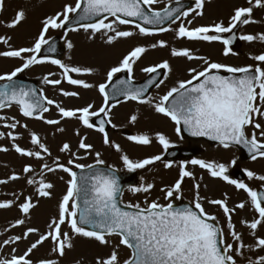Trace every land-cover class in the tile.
<instances>
[{
	"label": "snow or ice",
	"instance_id": "snow-or-ice-1",
	"mask_svg": "<svg viewBox=\"0 0 264 264\" xmlns=\"http://www.w3.org/2000/svg\"><path fill=\"white\" fill-rule=\"evenodd\" d=\"M160 0H76V3L66 4L62 11L49 15L42 21V29L39 36L35 39L31 47H21L0 52V56L7 58H18L22 61L20 67L15 68L7 74L0 75V81H7L0 88V110L18 106L21 114L26 118L42 120L48 125H60L61 120L76 119L83 127L96 129L103 134V143L115 148L117 152L122 149L119 144H111L108 133L105 130V123L111 124V118L107 121L100 120L99 127L95 125L92 118L104 113L108 116L111 111L109 107V94L106 91L108 84L102 83L98 90L104 97V104L98 111H93V105L76 109L62 107L55 100L48 99L46 96H39L35 89L25 88L15 80L19 73L34 65L43 64L46 58H41L40 53L45 45H49L48 51L54 52L55 46L50 44V38H46L50 29H64L69 23L73 14L82 13L76 18L85 31L91 30V35L101 33L107 36L106 42L111 44L118 38H128L135 35L132 31L119 30V25L135 24L141 35H152L154 32H167L168 27L149 28L142 25H163L167 21L176 23L180 17H188L191 12L197 16L203 15L205 0H196L195 8L188 11H181L173 8L171 4L160 11H156L152 6ZM210 2V0H209ZM249 6L237 7L234 14L230 17L227 26L223 21L214 23L210 26H198L190 28L184 24H179L175 29L178 39H188L191 41H221L225 48L223 55H235L232 44L240 39L252 42L264 43V33L244 34L237 36L233 30L238 25H248L249 23H259L253 19L255 8L264 9V0H247ZM5 0H0V12L4 10ZM26 12L19 10L14 19L5 26L9 28L17 27L26 19ZM91 23L80 24V21H92ZM108 21V22H105ZM141 21V23H136ZM191 24V21H188ZM76 31L77 28L69 29ZM111 33V35H108ZM212 33V34H210ZM232 33L230 38H223L222 34ZM10 37H0V42L7 44ZM167 47L164 40L151 45L152 48ZM69 49L73 48L71 42H67ZM147 51L143 46L135 47L127 56L123 58L119 66L112 67L107 73L108 83L112 82L113 77L120 72H133V64L141 58ZM172 55L185 57L188 60L199 59L204 62L206 67L203 70L196 68L189 69L191 76L188 80H181L178 86L172 87L166 94L159 98V102L152 105L158 114L170 118L176 125L175 132L181 134L182 127L186 128L192 136L207 137L212 141H217L223 149H230L233 146L242 145L247 149L251 159L255 161L258 157L264 158V124L259 122L264 119V52L250 57L257 62L247 66H232L220 62H212L206 57L194 56L189 49H172ZM58 65L62 69L63 76L70 85L81 86L85 89L93 87L82 79H74L70 73L90 75L92 68L70 67L59 59L48 61ZM158 69H165L171 72L168 61L158 65L146 67L144 72L152 74ZM226 73V74H222ZM49 75H54L50 73ZM45 83L56 86L62 83L60 79L44 78ZM121 84H129L130 81H120ZM154 79H149L144 88L126 89L115 88L113 96L125 95L128 99L139 101L141 104H152V97H144L147 87L159 84ZM62 91L64 96H78L77 92ZM46 105H54L60 114V119H46L44 113L49 112L50 108ZM115 107V105H112ZM11 119V122H7ZM131 121L135 122L137 116H131ZM0 121H5L2 127L10 129L8 132L0 131V139L8 138L12 141L14 151L21 157L35 158L44 160L51 157L52 152L48 145L42 141L41 136L35 132H29L30 144L34 148L21 146L17 141L22 138V134L15 132L18 127L27 129V124H21L15 117L9 118L0 115ZM115 127V125H113ZM253 131L249 134L248 129ZM56 131L63 133L65 129L59 127ZM259 132V136L257 135ZM75 134L80 136L79 129ZM181 138H183L181 136ZM87 137H81L78 148L91 153L93 145L86 143ZM130 141L139 145H150L152 140L148 135L129 136ZM157 140L162 145L165 152L174 147L172 141L162 133H157ZM9 149L0 147V151L7 152ZM60 152L75 156L72 153L70 143H63ZM97 165L105 162L101 159V153H95ZM75 157L61 163L59 157L53 159V165L42 164V171L39 174L40 180L29 178L26 180L28 185L38 183L36 195L38 197L50 198L55 185L44 179V172L55 173L58 170L67 173L70 179L67 181L66 194L58 205V217L53 218L48 225V230L41 233L39 238L30 244L25 253L21 256L13 255L11 259H0V264H33L29 258L32 252L45 241L51 240L52 252L56 258L41 259L36 264H61L67 253L74 249L77 237L94 240L100 245L112 246V251L106 258L97 257L95 264H237V258H244L247 264H264V255L256 257L255 260L245 256V249L249 251L264 250V237H256V230L264 228V194L259 193L247 184L230 179L226 174L228 166L224 163L206 162L201 159L191 160L192 165H199L202 169H207L210 176L220 178L227 183L234 185L237 189L244 190L250 197V202L258 213V218L251 222L242 221L250 229V234L256 237L255 244L246 245L242 239V233L236 231L232 222V214L237 209H244L245 203L241 202L235 207L230 208L227 200L213 199L208 203L218 205L222 208L227 217L228 234L232 238L229 243L224 239L223 229L215 223L216 217L206 212L199 195L200 184L194 185L196 199L193 207H174L173 199L179 198L182 194V184L186 177L194 178L193 173L187 170V165L180 166L179 179L176 182L162 189L165 194L167 204H160L157 201L149 202L144 200V207L140 203L128 204L121 207L119 197L122 187L115 170L102 171L95 170L94 165H84L76 163ZM124 166L128 171L144 169L146 166L153 165L158 161L164 163L166 169L172 168L171 162L165 161L162 155H154L139 161H133L126 154L121 157ZM232 165L236 160L231 161ZM93 169L78 175L73 170ZM24 174L34 172L32 165H25L22 169ZM249 179H256L264 182V175L246 170ZM21 179L20 175L13 173L8 179H0V184H7L9 180L16 181ZM63 179V177H61ZM153 184H146L132 187L129 190L133 194L150 193ZM15 195V194H14ZM23 195V193H20ZM19 198L18 196L16 197ZM15 200H5L0 202V209H9ZM37 203L33 202L32 196H26L24 202L19 204L20 211L25 217L30 215ZM132 209L131 211L126 210ZM25 225V219H17L11 227L16 228ZM62 226H66L68 231H62ZM39 229L28 227L22 235L3 240L2 244L8 246L16 244L21 240H27L31 234L38 233ZM110 237H118V244L113 245ZM124 246L130 250V256L121 260L119 247ZM15 251V249L13 250ZM76 264H81L77 261Z\"/></svg>",
	"mask_w": 264,
	"mask_h": 264
},
{
	"label": "rangeland",
	"instance_id": "rangeland-1",
	"mask_svg": "<svg viewBox=\"0 0 264 264\" xmlns=\"http://www.w3.org/2000/svg\"><path fill=\"white\" fill-rule=\"evenodd\" d=\"M194 1L196 2V0ZM75 3L76 0H5L4 10L0 12V37H10V40H8L7 44L0 42V52L9 50V47L12 49L31 47L41 32L43 19L49 15H54L56 12L62 11L64 5H74ZM169 4H171V0H160L159 3L152 7L153 9L161 10ZM247 6H249L247 0H210V2L209 0H205L202 16H197L195 12H191L188 17H181L177 23L170 26L171 30L167 32H154L152 35L145 36L139 34L135 24L119 25V30L132 31L135 35L128 38H118L111 44L106 42L107 36H103L101 33H95L94 36H92L91 30L85 31L83 28L76 31H66L64 29L49 30L46 38H50L51 40L55 35H61L63 44L67 45V42L73 44V48H68L64 58L61 60L64 64L70 67L75 66L93 69L90 75L70 73L74 79H82L93 85V87L88 89L67 83L66 78L63 76L62 69H60L58 65L48 62L50 60H46L43 64L34 65L22 72L30 77L40 78L41 87L45 96L48 99L55 100L62 107L76 109L91 104L93 105L92 110L98 111L104 104L103 94L98 90L99 85L102 83L107 84V73L111 68L119 66L123 58L138 46L145 47L147 51L133 64V72L130 75L135 79H144V77L149 74L143 71L144 68L157 65L164 61H168L170 64L171 72L167 73L164 83L153 91L151 95L152 104H141L139 101L128 100L116 105L114 109H111L108 113L111 117L112 125H115V127L112 126L108 131V136L111 144L120 145L122 149L121 152H117L115 148L110 145H105L103 143L102 133L96 129L83 127L79 120L64 119L61 120L60 125H48L42 120L24 117L18 107H11L0 111V115L9 118L15 117L21 124L28 125L27 129L18 127L15 130V132L22 134V138L17 141L21 146L34 148V146L30 144L29 132L35 131L41 136L42 141L48 145L52 152V156L45 157L44 160L21 157L14 151L10 139H0V147L9 149L7 152L0 151V179H8L13 173L21 176L19 180H9L7 184H0V202L15 200L11 208L0 209V259H11L13 255H23L30 244L35 242L41 233H45L48 230V225L51 220L58 217V205L63 195L66 194L68 186L67 181L70 177L67 173L59 170L55 173H49L45 170L44 179L47 182H52L55 187L52 190L53 194L50 198L38 197L35 194L38 183L28 185L26 180L34 177L38 182L40 180L39 174L42 171V164L48 163L50 166L53 165V159L55 157H59L60 162L65 164L70 158L83 157V159H76V163L89 165L95 163V153L98 151L101 153V159H103L105 163L127 170L121 159L124 154L128 155L133 161H139L154 155L163 154L164 149L157 140V133L164 134L171 141L173 140L172 142L181 141L176 132L173 131L170 118L156 113L152 105L159 102V98L166 94L172 87L178 86L179 81L190 79L189 69L196 68L197 70H203L206 65L199 59L188 60L185 57L173 56L172 49H189L192 55L206 57L212 62H220L232 66H247L257 63L250 59V57L264 52V43L258 41L249 43L242 40V45H240L237 50H233V52L236 53L235 55L230 54L224 56L223 50L225 46L220 44V42L204 41L208 43L205 44L203 41H191L186 38L178 39L174 30L177 29L179 24L195 28L198 26H210L214 23L223 21L225 26H227L230 17L234 14V9ZM21 9L26 12L27 18L15 28L6 27L5 25L11 22L16 13ZM253 19L261 22L243 25L240 30V35L264 33V9L255 8ZM188 21H191V24H189ZM108 35H111V33ZM161 40L166 41L168 46L151 47L152 44L158 43ZM215 43L216 45H213ZM21 64L22 61L18 58L0 56V75L10 73L15 68L20 67ZM50 73L54 75H49ZM45 76H48L49 79H60L62 83L56 86L47 84L44 80ZM61 90L77 92L79 95L75 97L64 96ZM49 108L50 111L44 113V117L46 119H60V114L56 107L54 105H49ZM133 115L137 116L135 122H132L130 119ZM7 122L10 123L11 119ZM259 122L264 124V119H260ZM4 123L5 121H0V131H10V129L2 127ZM59 127H63L65 131L63 133L56 131ZM123 128H129L133 131L134 135L132 136L148 135L152 143L150 145H139L130 141L128 139L129 136L122 133ZM175 128L176 125L174 130ZM77 129L80 131V136L75 134ZM252 131L253 129L249 127V134H251ZM257 135L259 136L258 131ZM81 137H87L85 142L93 145L91 153H86L85 150L78 148ZM65 142L71 144L72 153H74L75 156L60 152L59 149ZM211 149V147H207L203 156L206 162H210L211 160V162L217 163L224 162L231 168V161L235 159L236 164L258 175H264V158L258 157L255 161L243 160L240 155L241 151L237 147H234V149L233 147L230 149H223L221 146H217V148ZM178 162L171 170L165 169L164 163L160 161L157 162V164L146 166L144 169H138L141 171L142 185L153 184L154 187L150 193H145L144 195H142V193L133 194L132 192H128L126 196L127 201L133 204L140 203L141 207H144L145 198H147L149 202L157 201L162 204L163 200L165 201L166 199L165 194L160 192V187L165 186L167 188L173 185L176 180L179 179L178 173L180 172V166L186 164L187 170L193 173L194 178H185L182 184V193H185V195L192 198L195 202L196 190L194 185L199 183V195L203 198L201 202L204 208L208 206L213 208L216 212L215 214L221 219L223 226L228 225L227 217L222 208L218 205L209 204L208 201L213 199L225 200L224 196H226V198L229 199L227 204L230 207L232 203H240L239 201L243 200L245 208L242 210L240 209V212L238 211V214L241 215L238 218H234L232 214V222L235 226L237 223V226L241 225L244 227L241 232L242 239L244 243L247 242L245 243L246 245L252 244L251 241H248L252 238L250 229L242 223V221L251 222V217L256 214L250 202V197L247 195L242 197L244 193L231 187L226 181L220 178L211 177L208 170L200 168L199 165H192L191 162L178 164ZM28 164L32 165L34 172L24 174L22 169ZM73 170H75V168H73ZM61 177H63V179H61ZM250 183L254 186L253 189L255 187L264 186V182L256 179H251ZM20 193H23V195H20ZM17 196L19 197L18 199L16 198ZM26 196H32L33 202L37 203V207L31 210L28 217H25L19 209V204L24 202ZM17 219H25V225L16 228L11 227ZM28 227L37 228L39 232L31 234L27 240H21L16 244L8 246L2 244L3 240L7 238L22 235ZM62 231H68V228L62 226ZM249 234L250 237H248ZM227 236L229 237L230 235L228 234ZM109 239L112 241L113 245L118 244V237H110ZM74 243V249L69 251L67 255L61 259V264H76L77 261H80L81 264H95L97 257L106 258L112 251L111 245H100L94 240L80 237H77ZM52 246L51 240L45 241L43 244L39 245L29 257L33 261V264H36V262L41 259L56 258L55 254L52 252ZM14 249L15 251H13ZM118 251L121 260L128 258L131 254L130 250L124 246H120ZM259 251L260 250L249 251L245 249V256L255 260V254ZM237 264H247V260L244 258H237Z\"/></svg>",
	"mask_w": 264,
	"mask_h": 264
},
{
	"label": "water",
	"instance_id": "water-1",
	"mask_svg": "<svg viewBox=\"0 0 264 264\" xmlns=\"http://www.w3.org/2000/svg\"><path fill=\"white\" fill-rule=\"evenodd\" d=\"M78 15H82V13L75 14V16H74V17L69 21V23L65 26V29H71V28H74V27H78V26H79V24L76 23V18H77ZM91 22H95V21H94V20H92V21H80V24H83V23H91ZM137 22H139V23L142 24L141 21H137ZM168 22H169V21L165 22V25H166ZM144 26L149 27V28H157V27H161L162 25H144ZM163 26H164V24H163ZM50 44H53V45L55 46V49H56V50H55L54 52H50V51H48L49 45H46V46L44 47V49L42 50L40 56H42V57H53V58L60 59V58L63 56V54H64V52H65V50H66V47L61 46V38H60V37H56V38H54V39L50 42ZM159 78H160V77H158V75L156 76V74H154L152 77L148 78L147 80H145L144 82H142V83H140V84H136V83H132V82H130L129 84H121L120 81H128V80H126L125 76H123V77H121V78L115 80V81L109 86V88H108V92H109V94H110V96H111L112 101H116L117 99H115V97L113 96V90H114L115 88H119L120 86L127 87V88H128V87H131V88H138V89H139V88H144V87H146V85H147L149 79H154V80L156 81V83H157V82L159 81ZM15 80H16V82H17L18 84L23 85L25 88H28V89H35L37 95H39V96H43L42 93H41V91H40L39 88H38V81H37V80L29 79V78L24 77V76H18V77L15 78ZM5 83H7V82H5ZM5 83H0V88H3V85H4ZM153 86H154V84H153L152 86H150V87H147V91L150 90ZM46 106H47V105H46ZM183 130H184V133H185V134H187V135H189V136H192V135L187 131L186 128H183ZM214 142H217V141H214ZM239 146H241V148L243 149V153H244V157H245V158L251 157L250 154L248 153V151H247L246 148H244L242 145H239ZM94 167H95V170H102V171H106V172H107V171L115 170V169L110 168V167L105 166V165H95ZM92 170H93V169H85V170H83V172L80 170V171H77V173H78V175H83L85 172L92 171ZM115 174H116V176L118 177L119 182H120V185H121L122 190H123V187H124V184H123V183H124V178H123V177H122L117 171H115ZM131 178H135V174L131 175ZM121 196H122V193H121V195H120V197H119L120 205H121V207H125V205H123L122 202H121ZM174 207L182 208V206H174ZM184 207H186V206H184ZM126 210L131 211L132 209H128V208H126Z\"/></svg>",
	"mask_w": 264,
	"mask_h": 264
},
{
	"label": "flooded vegetation",
	"instance_id": "flooded-vegetation-1",
	"mask_svg": "<svg viewBox=\"0 0 264 264\" xmlns=\"http://www.w3.org/2000/svg\"><path fill=\"white\" fill-rule=\"evenodd\" d=\"M194 144L201 145L203 147L202 149L204 150V148L208 144V142L206 140L195 141V140L186 139L184 142L180 143V145H182V146H191ZM163 189H165V188H163ZM238 229H241V227H238Z\"/></svg>",
	"mask_w": 264,
	"mask_h": 264
}]
</instances>
